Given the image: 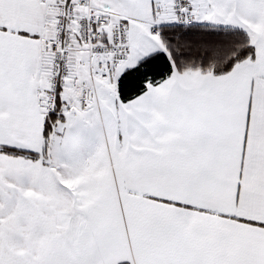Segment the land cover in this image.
<instances>
[{"label": "snow or ice", "instance_id": "1", "mask_svg": "<svg viewBox=\"0 0 264 264\" xmlns=\"http://www.w3.org/2000/svg\"><path fill=\"white\" fill-rule=\"evenodd\" d=\"M0 264H264V0H0Z\"/></svg>", "mask_w": 264, "mask_h": 264}]
</instances>
